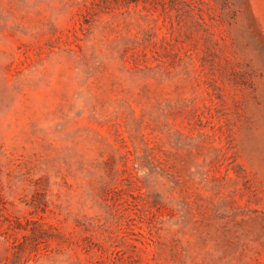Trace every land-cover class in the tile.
Here are the masks:
<instances>
[{
  "label": "rangeland",
  "instance_id": "rangeland-1",
  "mask_svg": "<svg viewBox=\"0 0 264 264\" xmlns=\"http://www.w3.org/2000/svg\"><path fill=\"white\" fill-rule=\"evenodd\" d=\"M0 264H264V0H0Z\"/></svg>",
  "mask_w": 264,
  "mask_h": 264
}]
</instances>
